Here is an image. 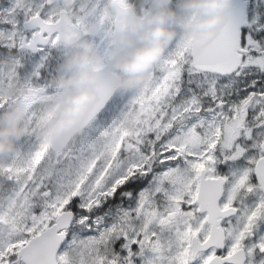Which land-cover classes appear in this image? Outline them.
I'll list each match as a JSON object with an SVG mask.
<instances>
[{
  "label": "snow or ice",
  "instance_id": "snow-or-ice-1",
  "mask_svg": "<svg viewBox=\"0 0 264 264\" xmlns=\"http://www.w3.org/2000/svg\"><path fill=\"white\" fill-rule=\"evenodd\" d=\"M160 8L176 35L136 87L115 65ZM183 0H0V113L25 134L0 166V264H264V0H231L216 34ZM97 97L75 135L52 138L53 77L82 40Z\"/></svg>",
  "mask_w": 264,
  "mask_h": 264
},
{
  "label": "clouds",
  "instance_id": "clouds-1",
  "mask_svg": "<svg viewBox=\"0 0 264 264\" xmlns=\"http://www.w3.org/2000/svg\"><path fill=\"white\" fill-rule=\"evenodd\" d=\"M70 2L60 0V3ZM157 2L162 3L163 0ZM183 3L185 6L200 8V16L184 22L186 42L191 46H200L216 34L226 17V9L231 0H183ZM176 17V10L168 8H160L148 17L150 26L139 36L143 45L133 58L118 61L115 65L119 89L134 88L148 77L152 65L176 35L177 30L172 26ZM101 61L102 57L94 52L92 42L86 39L80 41L79 47L64 59L63 67L68 74L58 75L53 80L67 91L60 97V107L54 109L58 115L44 129L50 137L57 138L65 132L75 135L89 106L98 95L95 88L88 86L98 79V73L92 71L90 65ZM18 87L15 83H5L0 86V95L12 96ZM24 117V101L19 97L8 110L0 113V166L4 165L7 154L15 149L16 141L25 134L22 123Z\"/></svg>",
  "mask_w": 264,
  "mask_h": 264
}]
</instances>
